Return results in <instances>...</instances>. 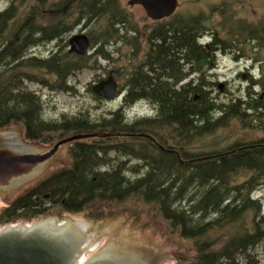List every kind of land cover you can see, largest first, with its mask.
I'll return each instance as SVG.
<instances>
[{"label":"trees","instance_id":"trees-1","mask_svg":"<svg viewBox=\"0 0 264 264\" xmlns=\"http://www.w3.org/2000/svg\"><path fill=\"white\" fill-rule=\"evenodd\" d=\"M114 2L88 0L85 11L87 22L97 17L106 20L108 29H103V35L108 36L91 40L98 47L97 55L104 59H109L104 49L112 39L114 44L124 41L125 36L119 34L121 26L128 23ZM15 4L0 12V131L18 127L24 140L33 144H52L55 138L59 142L75 135H126L74 142L72 167L53 172L18 196L0 213V227L37 221L53 213L71 215L89 210L101 216L129 201L141 202L150 209L157 208L170 229L193 242L196 253L191 264H257L251 262L249 253L264 242L262 204L254 199L255 193L264 189V139L235 142L228 147L225 141L216 143L204 155L191 152L194 138L198 146L234 119L246 124L244 129H252L261 116L258 112L264 114V105L252 100L254 96L227 106L218 104L208 91L212 84L205 83L204 66L214 70L219 54L241 53L247 40L242 21L233 23L230 19L231 27L225 36L217 27L210 28L202 17L194 18V27L178 20L154 28L147 35L152 41L149 50L128 71L122 108L109 118L95 120L86 113L54 121L44 116L43 97L30 91L25 82L39 84L51 92H72L69 78L87 68V57L59 54L46 60L23 58L20 51L31 44L33 37L27 33L29 28H15L19 23L14 21ZM227 11L231 12L221 11V15ZM37 12L36 19L23 21H39L43 14L58 21V15L47 9ZM130 29L137 33L136 26ZM251 32L254 39L257 32ZM261 33L264 40V22ZM206 37L210 42L202 44ZM137 38L134 35L130 44L137 46ZM39 42L33 44L39 46ZM134 49L136 54L138 49ZM193 53L197 74L194 92L191 83L176 89L190 76L176 65L179 61L182 67L190 63ZM170 63L166 67V84L163 64ZM140 100L155 104L158 114L131 123L126 120L125 109ZM163 130L175 140L173 149L180 156L140 136L151 135L162 145L161 141L166 140Z\"/></svg>","mask_w":264,"mask_h":264},{"label":"rangeland","instance_id":"rangeland-1","mask_svg":"<svg viewBox=\"0 0 264 264\" xmlns=\"http://www.w3.org/2000/svg\"><path fill=\"white\" fill-rule=\"evenodd\" d=\"M17 1V3H16ZM129 0H115V6L121 12L124 18H128L125 24V30L120 31V36H125L123 42L112 44L104 49L109 59H104L97 55V46L92 44L87 57V68L77 72L69 78V86L73 88L72 92H51L49 89L42 88L39 84L33 82H25V86L33 92L43 97L45 103L44 116L48 120L57 121L66 118H74L89 113L91 118L98 120L103 117L109 118L111 113L118 111L123 107L125 85L128 71L132 67L139 64L147 53V46L144 38L160 25L173 24L176 21H185L186 23H194L195 17H202L209 23V27L219 31H226L233 23L242 21V32L246 43L242 46V51L238 55L230 53H222L217 56L214 70L208 66H204L205 83L212 84L210 86L211 96L217 99L218 104L225 106L235 103L241 98L247 101L251 96L252 100L259 102V106L264 105V40L261 33L262 24L264 22V0H179L180 6L175 17L164 21L154 22L150 20L144 9L140 6L130 8ZM16 3L15 19L19 22L31 17L36 19L39 12L35 10L34 0H0V11L9 10ZM46 10V9H45ZM231 10L221 15V11ZM49 11V10H48ZM14 10L10 11L13 14ZM48 13V12H47ZM224 13V12H223ZM230 14V15H229ZM73 13H71L72 17ZM41 16V15H40ZM40 18H43L40 20ZM37 20H35L36 22ZM55 20L46 18V14L39 17L40 24L51 23ZM209 21V22H208ZM13 21L10 22V24ZM86 26L91 40L99 41L103 36H108L103 32L108 29L106 20H96L87 22ZM75 28L74 32H80L85 25ZM131 27H137V33L131 31ZM20 29L19 24L15 26ZM116 29H119L116 26ZM251 31L257 32V36H251ZM236 33V31H233ZM137 35L135 40L137 46L131 45L130 41L133 36ZM227 40V39H226ZM209 38H204L202 43H209ZM138 50L135 53V49ZM64 48V47H62ZM56 49V43L50 42L42 44L34 49H30L29 53H36L39 58L46 60ZM58 54L62 55L63 50H58ZM59 55V56H60ZM254 69L247 70L245 67ZM112 71L116 72V80L120 86L118 97L106 101L99 98L92 90V87L103 80H106ZM37 73V71H33ZM53 83V82H52ZM131 120L140 119L146 113H152V108L147 102H136L128 108ZM255 126L252 129H244L246 124L234 119L226 127L216 132L215 135L205 137L202 144L196 145L198 142L194 138V146L191 152L194 155H204L205 150L214 147V144L220 142L226 143V147L235 142H256L264 139V114L258 112ZM9 132H16L24 145L34 148L35 152L43 153L50 151L58 140L52 144H33L24 140L20 128H11ZM168 132H163V138L166 140L161 143L168 142L174 145L175 140L168 138ZM168 138V139H167ZM213 142V143H212ZM73 143L63 146L48 161L37 166L32 171L30 177L24 179L10 189H0V213L8 207L18 196L23 194L29 187L35 185L46 176L61 169L71 168L73 165L72 156ZM201 147V148H200ZM197 149H203L198 151ZM115 154L112 153V158ZM137 162H131V165H137ZM141 165V164H138ZM254 199L260 200L264 213V189L257 191ZM53 219L57 223H65L70 225L72 230H79L77 224L86 226L85 232L80 235V252L76 255L78 259L86 256L89 260L93 256L109 251L113 255L132 262L147 261L146 264H191L194 262L196 250L192 241L182 239L177 232L170 229L168 222L159 214L157 208L146 206L138 202L129 201L122 206H116L101 216L92 211L80 214H64L53 213L46 218H41L33 222H23L16 225H29ZM5 226H1L3 228ZM89 243V244H88ZM96 245L92 248L90 245ZM86 245V246H85ZM250 256L253 258L251 262L264 264V242L258 244L251 249ZM184 258L182 262L179 260ZM243 260V257L242 259Z\"/></svg>","mask_w":264,"mask_h":264},{"label":"water","instance_id":"water-1","mask_svg":"<svg viewBox=\"0 0 264 264\" xmlns=\"http://www.w3.org/2000/svg\"><path fill=\"white\" fill-rule=\"evenodd\" d=\"M128 6H140L147 17L162 21L172 17L180 6L179 0H129ZM71 53L85 56L90 49V40L84 35H76L70 40ZM116 72L112 71L107 80L93 86V92L106 101L117 95ZM264 97H262L263 99ZM126 134L107 133L75 135L63 139L47 152L37 153L34 148L24 145L18 133L0 132V189H10L30 177L38 165L50 160L63 146L87 139L122 137ZM151 139L161 149L154 137ZM179 155L178 152H176ZM38 169V168H37ZM81 232L72 230L70 225L50 219L29 225H13L0 230V264H74L80 251ZM147 261L132 262L121 259L109 251L93 256L86 264H146Z\"/></svg>","mask_w":264,"mask_h":264},{"label":"flooded vegetation","instance_id":"flooded-vegetation-1","mask_svg":"<svg viewBox=\"0 0 264 264\" xmlns=\"http://www.w3.org/2000/svg\"><path fill=\"white\" fill-rule=\"evenodd\" d=\"M18 1H21V0H18ZM100 2L101 1H99V3ZM87 3H88V0H34V4H35L34 7L36 11H38L39 9H47L52 15H58L59 18H58V21L56 22L53 21L51 23H45V24H40L37 21L33 22L32 20L21 21L18 23L20 26V31H22L24 28H29L27 33H31L33 37L31 44H28V47L25 48L23 52L20 51V54H22V57L26 59L39 58L36 53H29V50L37 48L39 46H42V44L50 43V42L56 43V49L53 50L52 54L50 55V57H48V59H51L59 55L57 53L58 50H63L64 53L68 52L66 53V56H69V57H74V58L82 57V56H78L75 53L70 52L71 50L70 40L76 35L84 34L90 40V49L92 47L91 38L88 34H86V31H87L86 26H88L87 21H86L87 18L85 17V11L87 10ZM71 13H73L72 17H71ZM175 15L172 17H175ZM96 20H99V18L97 17L93 21H96ZM84 23L87 24L85 25V28H83L80 32H74L76 27L82 24L84 25ZM192 26L194 27V23L192 24ZM45 29H47L49 32L47 33ZM54 29H56L57 32H53L52 30ZM121 29L125 30V25L121 26ZM37 40L41 42V43L39 42L40 43L39 46L37 44H33V42L34 41L36 42ZM143 40L145 42V45L147 46L146 50L148 51L152 41H150L147 37H145ZM182 63H183L182 61H179L178 64L177 65L175 64V65L178 66L181 70L183 69L184 73L190 74V76L188 80H185L179 83L177 86H175V88L180 89L183 84L191 83L192 89L194 92V53L191 56L190 63L186 62L185 65L183 64L184 67H182ZM171 65L172 63L168 65L163 64L165 69L162 70V73L164 75V82L166 84L168 83L167 76H166V73L168 70H166V67H169ZM245 69L251 70V69H254V66H252L251 68L246 66ZM117 85H118V88H117L116 98L118 97V94L120 93V86H119L118 81H117ZM163 132H165V130H163ZM162 146L168 152H172V153L176 152V150L173 149L174 145H169L168 142H164V144L162 143Z\"/></svg>","mask_w":264,"mask_h":264},{"label":"bare ground","instance_id":"bare-ground-1","mask_svg":"<svg viewBox=\"0 0 264 264\" xmlns=\"http://www.w3.org/2000/svg\"><path fill=\"white\" fill-rule=\"evenodd\" d=\"M34 22V21H33ZM136 121V120H135ZM134 121V122H135ZM1 132V131H0ZM77 227L79 228V230L81 231V232H85V230H86V226L85 225H82V224H77ZM89 244V243H88ZM86 246V245H85ZM93 249L94 248H96V245L94 246V245H90ZM81 249V248H80ZM129 261H131V260H129ZM87 263V260H86V256H81L80 257V259L79 260H77L76 261V264H86Z\"/></svg>","mask_w":264,"mask_h":264}]
</instances>
